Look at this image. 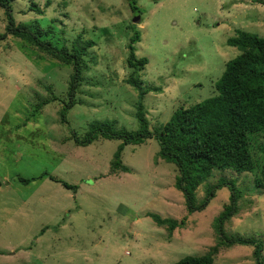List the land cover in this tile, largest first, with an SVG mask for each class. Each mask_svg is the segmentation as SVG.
Segmentation results:
<instances>
[{"label":"rangeland","instance_id":"obj_1","mask_svg":"<svg viewBox=\"0 0 264 264\" xmlns=\"http://www.w3.org/2000/svg\"><path fill=\"white\" fill-rule=\"evenodd\" d=\"M47 1L15 0L10 7L15 24L51 26L48 37L57 48L69 47L78 34L95 44L84 57L89 64L76 91L79 104L67 110V123L61 124L57 102L28 118L47 95L42 85L67 100L70 67L37 59L10 36L0 42V264H173L206 254L218 243L214 220L228 201L226 187L202 210L188 213L173 186L177 172L157 156L154 139L122 148L123 172L110 170L119 140L77 146L71 136H83L93 120L136 130L137 91L126 82L132 70L125 64L132 27L140 37L134 54L147 60L134 78L142 89L157 90L142 97L143 116L148 131L159 133L180 105L216 94L214 82L239 53L226 39L236 30L264 37V0H135L139 14L130 12L126 0ZM30 2L42 15L28 11ZM135 16L138 24L132 22ZM4 26L0 9V34ZM254 144L251 151L259 157ZM41 173L76 186L75 192L47 177L26 185L17 181ZM219 178L234 180L239 193L237 213L223 223L222 233L259 242L264 264L259 171L213 170L195 187V205ZM148 214L183 224L168 234ZM253 249L220 246L212 264H255Z\"/></svg>","mask_w":264,"mask_h":264},{"label":"trees","instance_id":"obj_2","mask_svg":"<svg viewBox=\"0 0 264 264\" xmlns=\"http://www.w3.org/2000/svg\"><path fill=\"white\" fill-rule=\"evenodd\" d=\"M15 0H0V9L5 17L4 32L0 34V42L6 36L18 40L22 49L35 51L37 59L49 60L70 67L66 98H59L54 94L51 85H42L47 93L34 106L33 113L28 119L39 114L41 108L50 103L61 105L59 122L66 124V112L75 104L76 91L82 81V74L88 68L84 57L87 50L94 46L91 40H82L76 35L69 47L65 44L59 48L49 39L53 29L47 26L41 29L35 22L31 25L15 24L11 15V4ZM157 1V0H152ZM131 13H140L135 0H126ZM48 1L44 3L47 5ZM28 11L42 15V11L33 3H29ZM127 38L125 48L127 56L125 64L131 69V76L126 80L137 91L135 118L137 128L126 131L117 128L115 121L93 120L87 124L83 136H71L77 146H87L97 139L119 140L110 162V170L127 169L120 162V152L125 145H139L145 140L154 139L158 146L157 156L166 163L172 164L177 174L174 178V188L182 194L188 213L202 210L214 196V192L226 187L229 191L228 201L214 220V229L218 234V243L211 247L206 254L200 256H184L173 264H212L213 256L220 246L243 245L252 246V257L255 264H260V243L240 237L226 238L222 233V225L237 213L238 190L234 180L219 178L215 185L209 186L204 199L194 204L195 187L207 178L213 170L232 171L236 174L259 171L264 181V37L256 34L236 30L235 35L226 39L225 44L238 50V54L228 60L219 78L214 82L215 95L198 103L176 108L169 119L163 124L159 133L151 134L143 116L142 97L154 88L142 89L134 76L146 64L144 57L135 56V44L139 42V32L134 27ZM47 37V38H46ZM253 140H257L256 145ZM253 147L259 157H254ZM41 177H47L52 182L59 183L64 189L73 193L76 186L67 184L46 173L35 178L21 179V184H28ZM256 186L261 184L257 181ZM148 217L156 226L165 227L168 234L176 227H180L182 220L162 219L154 214ZM46 227L41 229L42 233Z\"/></svg>","mask_w":264,"mask_h":264},{"label":"water","instance_id":"obj_3","mask_svg":"<svg viewBox=\"0 0 264 264\" xmlns=\"http://www.w3.org/2000/svg\"><path fill=\"white\" fill-rule=\"evenodd\" d=\"M132 22L138 24L140 22L139 16H135Z\"/></svg>","mask_w":264,"mask_h":264}]
</instances>
